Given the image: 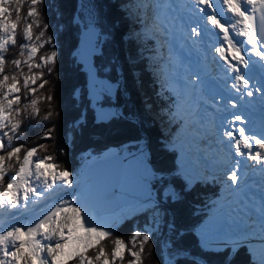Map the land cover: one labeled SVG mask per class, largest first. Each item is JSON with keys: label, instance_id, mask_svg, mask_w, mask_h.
Here are the masks:
<instances>
[{"label": "trees", "instance_id": "1", "mask_svg": "<svg viewBox=\"0 0 264 264\" xmlns=\"http://www.w3.org/2000/svg\"><path fill=\"white\" fill-rule=\"evenodd\" d=\"M27 6L26 3L22 17L26 16ZM84 6L89 7L87 15L90 18L87 20L96 27L99 39L98 53L92 55L93 67L98 77L115 84L114 94L110 99L105 98L104 106L114 107L117 114L107 120L96 119L87 96L86 73L74 56L80 27L87 25ZM38 10L41 27H34V33L39 35L44 30L43 40L49 36L53 38V44H45L38 57L56 50L57 59L50 66L51 72L45 65L35 70L42 72L43 76L34 85L36 93L22 97L21 107H27L28 114L21 118L18 132L9 133L12 146H23L22 151L36 147L38 159L51 156V163L58 165L57 170L67 168L73 174L85 167L86 161L82 157L85 153L99 156L108 147H115L119 152H137L143 148L145 166L153 173L165 174L163 178H153L150 182L156 212L153 214L150 209L124 219L111 231V236L103 239L107 251L110 253L115 238L124 239L128 247H132L131 237L139 230L142 234H150L140 264H256L254 255L245 246L215 251L200 247L195 230L206 217L208 202L217 187L206 181L188 187L178 173L176 151L167 147L169 134L159 129L169 124L159 110H168V95L157 93L153 74L147 66L145 48H141L145 44L129 36V21L117 2L43 0ZM22 27L23 22L21 31ZM136 27L137 24H132L131 29ZM19 41L24 42L22 35ZM19 53V47H10L4 53L9 61V74L12 59L26 58ZM24 72L28 73L26 66ZM44 81L47 83L40 88ZM48 95L53 96L52 101L46 99ZM31 99L38 100L39 112L34 116L31 115ZM49 130L51 137L46 139ZM7 139L3 137L6 144ZM3 154L0 151V155ZM2 188L1 185L0 190ZM167 189L173 195L167 194ZM139 243L138 239V251ZM128 259L131 257L126 252L124 264Z\"/></svg>", "mask_w": 264, "mask_h": 264}, {"label": "snow or ice", "instance_id": "2", "mask_svg": "<svg viewBox=\"0 0 264 264\" xmlns=\"http://www.w3.org/2000/svg\"><path fill=\"white\" fill-rule=\"evenodd\" d=\"M42 2L43 0H0V151L4 152L0 155V185L3 186L0 190V209L12 210L13 215H18L16 210H26L30 202L44 199L46 194L51 195L58 186L70 189L76 183L74 174L67 168L57 170L58 165L51 163L53 157L38 159L36 147L22 151L23 146H12V136L9 135L10 132H18L21 118L28 114L27 107H21L22 97L35 94L37 88L34 85L43 76L42 72L35 70L45 65L49 66L48 71L51 72L50 66L57 59L56 50L38 57L45 44H53L51 36L47 40L42 39L45 36L44 30L39 35L33 31L34 27H41L38 6ZM191 2L193 11L199 12L201 18L206 17L212 29L218 30L213 33L218 43H212L209 36L204 54L205 57L211 55L217 63L223 65L224 87L230 93H235V96L230 95L228 105L236 109L239 107V100L256 95L264 101V0H223L227 12L234 18L231 27L218 18L216 0ZM26 3L27 13L22 17ZM257 15L261 21L260 30L256 26ZM43 28L46 30L47 25L44 24ZM233 32L235 35H232ZM21 35L23 43L19 41ZM203 35L199 24L191 27L185 41L191 42L188 45L190 52L201 51ZM10 47H19V55L26 57L10 61L11 74L7 68L9 61L4 55ZM37 57L39 63L36 62ZM25 66L27 74L24 72ZM253 69L259 74L255 84L252 83L253 76L248 74ZM46 83L44 81L39 87L43 88ZM46 99L52 101L53 96L48 95ZM37 103V99L30 101L33 116L39 112ZM198 107L199 105L196 106L197 109ZM261 111L264 112V107ZM247 122V117L232 113L231 121L226 122L230 126L224 127L223 136L228 138L235 156L253 162V166L264 174V130L259 134L249 133L245 126ZM3 137L8 138L7 144ZM50 137L49 130L45 138ZM164 175L153 173L154 178H163ZM224 175L231 186L239 184L238 171L230 170ZM259 211L264 217V202L260 203ZM111 235V231L104 226L94 225L85 218L77 199H61L34 222L24 224L14 221L7 227H0V264H124L126 252L131 257L127 264H140L141 253L150 240V234L135 231L131 237L132 247H128L124 239L115 238L109 253L102 241ZM138 239L139 251L136 250ZM260 264H264V257Z\"/></svg>", "mask_w": 264, "mask_h": 264}, {"label": "rangeland", "instance_id": "3", "mask_svg": "<svg viewBox=\"0 0 264 264\" xmlns=\"http://www.w3.org/2000/svg\"><path fill=\"white\" fill-rule=\"evenodd\" d=\"M114 1L117 2L118 7L121 9V11H123L125 17L129 21V36L132 38V40L137 41L140 44H145H143L144 46L141 48H145L143 51L147 58V66L154 75L155 81H157L161 87H163V85L160 83H164L165 89H168L171 94L173 103L171 113L179 118V123L176 125V127H159V129H161L160 131L162 133L169 134L170 141L167 142L168 148L176 150L178 149L177 162L180 174L183 176L188 186L193 184L194 181L204 179L209 180L208 182H211L217 187L214 194L215 198L211 199L208 203L206 217L196 228V235L199 239L200 247L203 250L215 251L226 247L236 249L240 246H245L252 255L255 254L254 262L256 264H260L261 258L264 257V250L260 249L258 246H255L250 240H244L242 241L243 243L239 242L236 246H220L217 243V240H219L222 236L232 237V234H234V236L243 235L245 231L251 227V225L244 223V221H242V217L249 219L250 216L231 207V201L229 199L231 196H233L231 195V184H229V181L226 182L222 177L224 170L221 166L229 164V167L231 168L233 166V160L229 157L230 161H232L230 164L229 160H226L220 156L221 154L216 155V158H212L213 155L211 154L213 153V149L211 145H213V142H211V140L213 141L214 136H211L212 138L208 136V134L211 133L214 124L213 121L211 122V116L209 119L210 121L206 122L207 117L209 118V114L211 115V108H207L211 106L209 105L210 102L205 103L206 107L203 109V119L201 123H198V125L194 127H188L190 125V120L188 119L189 114L182 113L181 111V109H183L181 108V106H183V101L188 100L189 95L191 96L192 94L196 93V78H186L180 83H174L180 81V70H178L175 59L172 58V40L167 34L169 32V26L167 25V28L165 23L161 22L160 24L157 22V15L159 13L158 11L160 10L158 7L159 10L157 11V2H155V0ZM87 12H89V7L85 8L84 6L83 16L85 18V23L87 22V25H80L79 39L74 56L76 61L81 65L82 69L86 73L87 96L96 119L107 120L117 114V110L114 107L110 105L104 106L105 98L110 99L113 96L115 84L107 82L106 80L98 77L97 72L93 67L92 55L98 53L99 39L96 27L92 25L93 23L89 24L91 20H87L90 18L87 15ZM157 23L158 25H156ZM132 24H137V27L135 29H131ZM141 48L139 50H141ZM182 54L183 56H186L184 53ZM204 60L205 59L203 58L201 59L202 63ZM191 75L192 74L189 76ZM172 83H174V86H171ZM212 85L214 84L212 83ZM184 106H186L185 102ZM179 112H181V115H179ZM171 130L172 132H170ZM141 147H143V145ZM122 153L125 154L127 159L123 165L122 179L118 187L121 207L116 212L112 213V215L108 216H95L93 214L85 215V218L88 219L90 223L98 226H104L110 231L117 227L124 219L130 218L135 214L150 209L153 210V214L156 212L155 196L150 188V182L154 177L153 172L145 166L144 149L142 148V150L137 152L123 150ZM82 157L86 161L91 156L85 153L82 155ZM205 162L211 163L210 166L205 168L206 174L209 175L207 170L210 168L213 173V175L210 176H214L215 179H219V185L216 183V180H213V178L208 177L206 174H204V172L201 171L202 167H200V165L202 163L205 164ZM83 169L84 167H82L78 173L74 174L73 179L75 181L80 179V173ZM67 189L68 188L61 189L60 186H58V189L53 190L54 192L51 195L46 194L44 199L35 201L34 203L30 202L27 205L26 210L16 211L18 212V215L21 214L22 211L25 213L28 211L27 213H30L32 211L31 209L35 207L38 208L39 205L41 206L45 200L49 203H54V199L56 200L58 198H56V196L58 195H62L60 197L61 199H69L66 193ZM85 191L86 187L77 192V196L74 199H77L78 204ZM166 192L167 194L173 195L170 189H167ZM243 196H241V198L238 200L234 198L233 201L237 200L243 202ZM1 225L2 223L0 224V227Z\"/></svg>", "mask_w": 264, "mask_h": 264}, {"label": "bare ground", "instance_id": "4", "mask_svg": "<svg viewBox=\"0 0 264 264\" xmlns=\"http://www.w3.org/2000/svg\"><path fill=\"white\" fill-rule=\"evenodd\" d=\"M248 7L250 11V6ZM156 8L157 11L159 10L157 22L161 24V22L164 23L165 21V26H169V28L167 27L169 31L167 34L172 40V58L175 59L178 70H180V81L174 83H180L186 78H196V95H189L188 100L183 101V106H181V108H183L181 109L182 113L189 114L188 119L190 121H188L190 125L188 127H194L197 126L198 123H201L203 119V109L206 107L205 103L210 102L209 105L211 106L207 108H211V115L209 114V118L207 117L206 122L210 121L209 119L211 116V122L213 121L214 124L212 127L213 129L211 130V133L208 134V136H214L213 141L211 140V142H213V145H211L213 154H221L220 156L226 160H229L230 164L232 163L230 159L233 160V166L231 168L229 167V164L221 166L224 170L222 177L226 182H228L227 177L224 175L225 173L229 172L230 170H236L240 174L239 184L236 186H231V195L233 196H231L229 199L231 201L232 208H235L239 212L250 216L249 219L242 217V221H244V223L250 224L251 227L240 236H234V234H232V237H219L220 239L217 240V243L220 246H236L239 242L250 240L255 246H258L260 249L264 250V238H262L264 237V232H262L264 217H262L259 211L260 203L264 202V174L260 172L258 167L253 166V162L248 161L246 158L235 156L234 149L229 146L230 142L228 141V138L223 136L224 127L230 126V124H227L226 122L231 121L232 113L234 112L247 117L248 122L245 126L249 133L259 134L262 130H264V124H262V119H264V116L260 113L259 95H256L252 98L244 97L242 100H239V107L236 109H233L230 107V105H228L227 101L230 98V95L235 96V93H230V91L224 87L222 71L223 65L222 63H217L211 57V55L205 57L204 54V50L206 49L209 42V36H211L212 43H218L216 36L213 35V33L217 32L218 30L212 29L210 23L207 22L206 17L201 18L199 12L193 11V4L191 0H159ZM215 8L218 18L231 27V25L234 23V18L231 13L227 12L226 6L223 4V0H216ZM158 23L156 25H158ZM196 24H199L201 30L204 33L201 38L204 41V44L201 45V51L199 53L195 51H189L188 45L191 43L190 41L185 43L187 36L190 34L191 27L195 26ZM232 35H235V33L233 32ZM237 39L241 38L237 37ZM182 53H184L186 56H183ZM202 58L205 59L203 63L201 61ZM190 74L192 75L189 76ZM248 74L253 76L252 83H257L258 72L253 69L250 70ZM174 83H172L171 86H174ZM212 83L214 85H212ZM201 97H203V99H201ZM221 98L223 99L221 100ZM217 101H220V103H216ZM184 102L186 106H184ZM197 105H199L198 109L196 108ZM250 110L259 112V115L255 118H252L248 114V111ZM180 113L181 112H179V115H181ZM197 120L200 121L198 122ZM208 169V174L213 175L211 169ZM61 196L62 195L56 196V198L58 197V201L61 200ZM241 196L244 197V201H237L241 198ZM234 198L237 200L233 201ZM57 199H54V204L58 202ZM43 204H49V202L45 200L43 201ZM43 204L42 206H44ZM23 212L24 211H22V213L19 215L23 216L25 213ZM15 216L17 215H13L12 210L0 209V224L9 218H14ZM17 221L23 223L22 219Z\"/></svg>", "mask_w": 264, "mask_h": 264}, {"label": "water", "instance_id": "5", "mask_svg": "<svg viewBox=\"0 0 264 264\" xmlns=\"http://www.w3.org/2000/svg\"><path fill=\"white\" fill-rule=\"evenodd\" d=\"M249 115L254 117L256 113L250 112ZM126 159L125 154L118 152L114 147L106 148L99 159H96L95 156L88 159L81 179L72 188V191L76 192L85 185L87 186L86 192L79 202L85 215L108 216L121 207L118 187ZM52 206L38 209L23 216H15L6 221L2 227H7L19 219H24L25 224L34 222Z\"/></svg>", "mask_w": 264, "mask_h": 264}, {"label": "flooded vegetation", "instance_id": "6", "mask_svg": "<svg viewBox=\"0 0 264 264\" xmlns=\"http://www.w3.org/2000/svg\"><path fill=\"white\" fill-rule=\"evenodd\" d=\"M80 175H81V174H80ZM80 179H81V176H80ZM76 183H77V181H76ZM85 187H86V185H85L84 187H82L81 189H83V188H85ZM79 191H80V190H79ZM77 192H78V191L73 192V191H72V188L66 190V193H67L69 199H74V198L77 196ZM80 200H81V199H80Z\"/></svg>", "mask_w": 264, "mask_h": 264}]
</instances>
